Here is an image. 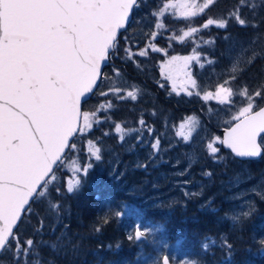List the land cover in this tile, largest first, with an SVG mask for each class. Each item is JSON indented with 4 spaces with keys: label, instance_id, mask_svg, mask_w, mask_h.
Instances as JSON below:
<instances>
[{
    "label": "trees",
    "instance_id": "1",
    "mask_svg": "<svg viewBox=\"0 0 264 264\" xmlns=\"http://www.w3.org/2000/svg\"><path fill=\"white\" fill-rule=\"evenodd\" d=\"M159 4L160 0H141V7L134 10L129 31L125 33L131 36L129 46L133 51H138L151 39L145 35L147 32L156 30L157 18L152 12ZM251 4L256 7H238L239 0H215L198 17L186 20L178 14H166L162 18L166 29L159 30L161 35L156 37L155 43L160 47L171 43L170 54L180 55L188 54L192 43L191 40L186 44L169 41L168 37L174 33L179 34L189 27L199 28L209 17L228 18L237 9L248 21L242 26L229 19L227 28L212 27L192 38L215 37V45H206L201 51L216 63L205 64L203 69L194 65L199 85L197 90L201 95L204 90L214 92L216 86L226 80L229 81L226 86L235 91L245 86L255 90L264 85V0H251ZM142 18L151 19V25L145 30L140 28ZM225 36L229 39H223ZM253 54H257L256 59L249 64ZM122 56L123 51H118L104 67L108 78L100 82L97 93L108 91V79L112 76L122 77L125 83L143 89L138 93L137 101H121L111 95L96 94L82 105V110H92L110 100L114 107L99 111L100 123H94L92 129L78 134L72 141L77 144V151L69 152L67 160L76 155L81 165L93 163L87 176L81 173V185L67 193L65 181L71 173L66 167L62 168L58 171L59 181L50 185L45 197L34 204L44 218L45 229L34 232V227H39L36 216L31 218V223L23 225L25 238H32L35 242L34 251L27 256V264H164L166 255L170 257V264H264V196L255 194L251 211L238 217L235 200L230 195L233 191L230 187L240 182L237 181L240 175L241 181L244 176H251L254 180L264 172V157L245 160V163L221 147L224 160H213L204 150V144L212 134L221 136L219 128L222 126L219 125L229 118V106L219 105L216 101L205 103L195 95H168L169 83L166 89L159 88L156 83L161 79L158 65L163 59L162 54L137 57L140 68L132 61L122 60ZM113 68L119 71V76ZM232 76L236 79L233 80ZM233 99L236 107L241 106L239 96ZM257 103L264 104V101L257 100ZM152 111L157 112V116L152 117ZM191 115L200 121L192 137L198 141V158L189 161L183 151V163L177 165L175 153L182 149V140L175 136V130L184 118ZM141 116L154 129L151 136L145 130L141 139L146 136L152 141L164 133L160 138L166 150L157 152L156 158L147 157L144 146H140L139 153L135 152L140 145L137 143L140 132H131L123 141L115 133V123L122 124L126 130L140 128ZM165 118L168 119L167 128ZM106 132L108 135L104 134ZM89 139L101 148L100 161L91 157L86 159ZM139 158L142 159L141 165H137ZM205 172L212 175L206 176ZM186 174L196 175V180L203 179L205 187L185 183L187 187H178L183 184L179 182ZM57 184L60 193L56 191ZM244 184L241 182L235 189ZM222 185L224 187H220ZM54 204L56 208H53ZM126 207L133 208L135 213H127ZM138 221L145 229V237L139 241L135 238L129 240L128 236L135 237V231L139 229L135 226ZM211 240L216 243L212 244ZM206 242L209 245L207 250L203 247ZM225 242L232 245L231 254L222 247ZM0 264H15L12 253H1Z\"/></svg>",
    "mask_w": 264,
    "mask_h": 264
},
{
    "label": "snow or ice",
    "instance_id": "2",
    "mask_svg": "<svg viewBox=\"0 0 264 264\" xmlns=\"http://www.w3.org/2000/svg\"><path fill=\"white\" fill-rule=\"evenodd\" d=\"M214 3L215 0H160L158 8L152 12L157 18L156 30L147 32L145 35L151 39L138 51H133L129 46L131 36L125 33L129 31L134 10L141 7V0H0V253L11 252L15 264L22 260L27 264L35 242L25 238L23 225L31 223V218L36 216L39 227H34V232L45 229L44 218L34 204L45 197L50 185L59 181L60 169L66 167L71 173L65 181L67 193L81 185L79 174L87 176L92 169V162L81 165L76 159L66 165L68 153L77 151V144L70 140L92 129L94 123H100L99 111L114 107L106 100L98 108L82 110V104L87 103L90 95L137 101L139 88L135 86L131 90L112 87L107 92L96 91L100 87L98 82L108 78L103 67L120 50L123 51L121 59L132 61L137 68L141 67L137 57L162 54L158 65L161 79L156 83L166 89L170 82L168 95H195L205 103L216 101L229 106V118L219 125L223 127V136L212 134L204 144V150L213 160H224L221 147L229 149L237 158L264 157V104L257 103V100L264 101V85L255 90L245 86L235 91L226 86L229 83L226 80L217 85L214 92L204 90L201 95L197 90L194 65L203 69L205 64L216 63L201 51L206 45L214 46L215 37L192 38L212 27L227 28L229 19L246 25L248 21L239 10L228 18L209 17L199 28L189 27L168 37L169 41L180 44L191 40L188 54H170L171 43L167 47L155 43L156 37L161 35L159 30L166 29L162 19L166 14H178L187 20L203 14ZM249 5L256 7L251 0H239L238 7ZM256 55L253 54L249 64ZM113 71L120 75L115 68ZM236 96L242 99L241 106H235L233 98ZM150 115L155 117L157 112L152 111ZM164 124L167 128V118ZM139 125L140 128L126 130L122 124L115 123L114 130L121 141L131 132H140L137 138L140 143L143 132L146 130L151 136L154 129L142 116ZM199 126L195 115L188 116L176 128L175 136L189 143ZM163 135L161 133L151 143L153 156L160 151ZM87 143L86 159L100 161L101 148L91 139ZM56 191H61L59 184ZM56 207L54 204L53 208ZM143 237L145 231L137 229L135 237L129 235L128 239L139 241ZM211 243L216 241L211 240ZM203 247L207 250L208 243ZM222 247L231 252L230 243L225 242ZM164 264H168L167 259Z\"/></svg>",
    "mask_w": 264,
    "mask_h": 264
},
{
    "label": "rangeland",
    "instance_id": "3",
    "mask_svg": "<svg viewBox=\"0 0 264 264\" xmlns=\"http://www.w3.org/2000/svg\"><path fill=\"white\" fill-rule=\"evenodd\" d=\"M150 21H151L150 18H148V19L142 18V20L140 21V28L142 30H145L147 26L151 25ZM232 46H235V45H232ZM108 82H109L108 91L112 87H122L124 89L126 88V90H131L135 86V87L139 88V92L142 91V89H143L140 86L130 85V84L125 83L124 79L122 77L116 78V76H112L111 78L108 79ZM169 85H170V82H169ZM228 115L230 116V114H228ZM193 136H194V133H193ZM154 140H155V138H153L152 141H149L147 139V137L145 136V138L141 139L140 145H139V147L136 148L135 152L139 153L141 151V150L139 151L140 146H142V147L144 146V147H146L145 148L146 150H144V153L146 154V156L149 158L150 157L156 158V155H154V156L152 155L154 150L151 149V143L154 142ZM145 141H147V143H145ZM181 142H182V144L180 146L182 149L181 150L179 149L175 153V157H176L175 163L177 165H180L181 163H183V160H182L183 151H186V156H187V159L189 161L198 158V152L196 150V146H197L196 144L198 143V141L196 140V138H192V140L189 143H184L183 141H181ZM93 144L95 146H97L95 143H93ZM176 145H178V143ZM88 147H89V145L87 143L86 151H87ZM97 147H99V146H97ZM162 150H166V149L165 148L163 149V146L160 145V151L159 152H162ZM101 156H102V154H101ZM73 159L78 160V162L81 164V161L76 157V155H72V157L66 161V165L70 164ZM141 160L142 159L139 158L137 165L142 164ZM187 162H186V164H187ZM80 176H81V174H79L78 178H80ZM241 176L242 175H240L238 177V180H237L240 182H237L236 184L231 185V187H230L233 190L230 193V195H231V199L235 200L234 204L237 206V216L238 217L247 215L251 211L252 206L256 201L255 194H258L260 197L264 196V172L261 173L259 175V177L254 179V180L251 176H244L243 180L241 181V178H242ZM241 182H244L246 184L240 186L241 187L240 189H235V188H237V186ZM179 183H183V184L178 185V187H187L184 185V183L188 184V185H192L193 187H199V188L205 187L204 180L203 179L196 180V175H194V174H186L185 179L180 181ZM220 187H224V186L222 185ZM125 211L129 214L135 213L133 208H131V207H126ZM135 226L142 231L145 230V229H143L142 223L140 221H138L135 224Z\"/></svg>",
    "mask_w": 264,
    "mask_h": 264
},
{
    "label": "water",
    "instance_id": "4",
    "mask_svg": "<svg viewBox=\"0 0 264 264\" xmlns=\"http://www.w3.org/2000/svg\"><path fill=\"white\" fill-rule=\"evenodd\" d=\"M132 16H133V14H132ZM132 21V17H131V19H130V22ZM130 24V23H129ZM103 70H104V67H103ZM99 84H100V82H98ZM92 95H90V97H91ZM89 97V98H90ZM89 100V99H88ZM83 105V104H82ZM219 131H220V133H221V136H223V127H221V128H219ZM74 139V138H73ZM73 139L72 140H70V142H72L73 141ZM225 149V148H224ZM225 150H228V151H230L229 149H225ZM67 151V150H66ZM237 158V157H236ZM237 159H239V160H256V159H246V158H237ZM257 159H260V158H257ZM140 230V229H139ZM142 239V238H141ZM0 255H1V253H0ZM165 259H167V261H168V264H170V262H169V260H168V258L165 256L164 257V259H163V263H164V260Z\"/></svg>",
    "mask_w": 264,
    "mask_h": 264
},
{
    "label": "bare ground",
    "instance_id": "5",
    "mask_svg": "<svg viewBox=\"0 0 264 264\" xmlns=\"http://www.w3.org/2000/svg\"><path fill=\"white\" fill-rule=\"evenodd\" d=\"M212 133H213V132H212ZM170 160H171V159H170ZM210 160H211V159H210ZM164 161H165V160H164ZM240 162H241V161H240ZM242 162H243V161H242ZM244 162H245V161H244ZM167 163H168V162H167ZM245 163H246V162H245ZM155 165H156V164H155ZM175 169H176V168H175ZM171 172H172V171H171ZM172 177H173V176H172ZM217 177H218V176H217ZM214 183H215V182H214ZM225 190H226V189H225ZM228 195H229V194H228ZM212 201H213V200H212ZM230 211H231V210H230ZM257 211H258V209H257ZM256 215H257V214H256ZM260 216H261V215H260ZM138 218H139V217H138ZM260 218H262V217H260ZM262 219L264 220V218H262ZM228 220H229V219H228ZM254 220H255V219H254ZM254 220H253V221H254ZM257 220H259V219H257ZM239 221H240V220H239ZM246 221H247V220H246ZM249 221H252V220H249ZM253 221H252V222H253ZM260 221H261V219H260ZM247 222H248V221H247ZM252 222H251V223H252ZM255 222H256V221H255ZM144 223H145V222H144ZM238 223H239V222H238ZM244 223H245V221H244ZM253 223H254V222H253ZM260 223H261V222H260ZM262 223H263V222H262ZM232 224H233V223H232ZM235 224H237V223H235ZM235 224H234V225H235ZM242 225H243V224H242ZM254 225H255V224H254ZM260 225H261V224H260ZM151 227H152V226H151ZM256 228H258V227H256ZM143 229H144V228H143ZM262 230H263V229H262ZM262 230H261V231H262ZM151 231H152V230H151ZM260 237H261V236H260ZM262 240H263V238H262ZM207 242H208V241H207ZM207 242H206V243H207ZM217 244H218V243H217ZM263 245H264V244H263ZM226 253H227V251H226ZM230 254H231V253H230ZM230 254H229V255H230ZM232 254H233V253H232ZM162 256H163V255H162ZM166 256H167V258L169 257L168 255H166ZM226 256H227V255H226ZM229 257H230V256H229ZM169 258H170V257H169ZM230 258H231V257H230ZM232 259H233V258H232ZM228 260L230 261V259H228ZM170 261H172V260H170ZM186 262H187V261H186ZM161 263H162V262H161ZM171 263H172V262H171ZM173 263H174V262H173Z\"/></svg>",
    "mask_w": 264,
    "mask_h": 264
}]
</instances>
